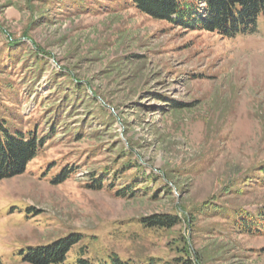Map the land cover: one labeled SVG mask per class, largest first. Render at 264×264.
I'll list each match as a JSON object with an SVG mask.
<instances>
[{"label":"rangeland","instance_id":"rangeland-1","mask_svg":"<svg viewBox=\"0 0 264 264\" xmlns=\"http://www.w3.org/2000/svg\"><path fill=\"white\" fill-rule=\"evenodd\" d=\"M255 27L226 38L126 0H0V124L44 141L0 180V264L68 235L61 264H264V230L232 216L264 209ZM164 214L178 224L146 225Z\"/></svg>","mask_w":264,"mask_h":264},{"label":"trees","instance_id":"trees-1","mask_svg":"<svg viewBox=\"0 0 264 264\" xmlns=\"http://www.w3.org/2000/svg\"><path fill=\"white\" fill-rule=\"evenodd\" d=\"M140 12L168 23L215 32L226 38L251 34L257 20L264 18V0H126ZM43 139L34 133L12 131L0 124V180L23 174L33 160ZM100 184L99 182H97ZM100 186V185H98ZM233 222L244 232L264 230V209L257 215L239 211L233 213ZM187 219V218H186ZM148 226L172 228L178 224L174 215H153L145 219ZM77 237L68 235L50 244L29 248L23 260L28 264H61L76 244ZM189 254V249L185 247ZM76 264H92L86 259H77ZM98 264H131L109 256ZM187 264V263H186Z\"/></svg>","mask_w":264,"mask_h":264}]
</instances>
